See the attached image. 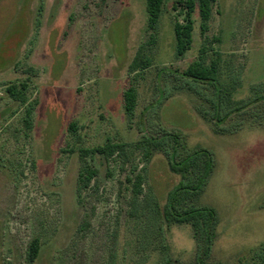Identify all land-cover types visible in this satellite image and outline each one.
<instances>
[{
	"label": "rangeland",
	"instance_id": "obj_1",
	"mask_svg": "<svg viewBox=\"0 0 264 264\" xmlns=\"http://www.w3.org/2000/svg\"><path fill=\"white\" fill-rule=\"evenodd\" d=\"M184 19L172 0L156 30L146 0H0V264H107L114 247L123 264H160L149 205L163 209L181 176L163 150L145 159L133 147L160 128L180 134L181 157L213 155L194 202L217 214L208 263L261 264L253 259L264 245V101L216 127L201 112H212L208 92L179 74L205 45L209 60L222 56L221 82L231 86L224 97L264 96V0H217L205 36L197 11L193 45L178 57L174 24ZM142 45L152 66L135 78L129 66ZM13 85L26 103L10 96ZM131 85L138 102L128 115L123 95ZM107 143L129 147L109 159L83 153ZM175 145L167 142L169 154ZM135 174L145 179L139 219L129 215L127 178ZM162 227L172 264H196L192 227ZM34 239L40 255L31 262Z\"/></svg>",
	"mask_w": 264,
	"mask_h": 264
},
{
	"label": "trees",
	"instance_id": "obj_2",
	"mask_svg": "<svg viewBox=\"0 0 264 264\" xmlns=\"http://www.w3.org/2000/svg\"><path fill=\"white\" fill-rule=\"evenodd\" d=\"M175 10L181 9L185 14V23L176 22L174 24V32L176 36V54L178 57L183 56L189 49H191L194 42V20L193 16L198 11L201 20L200 29L201 34L206 35L209 30V23L212 18L213 6L217 0H172ZM165 0H146V11L148 15V28L156 30L160 17L163 13ZM215 41L217 39L215 38ZM208 48L205 45L200 50L199 57L192 61L188 67L179 74L180 78L186 79L192 88H200L208 92L209 110L201 112L204 116H209L216 127L227 122L232 116H241L240 110L247 108L253 104L264 101V96L258 94L255 99L249 102H234L224 95L230 92L231 86L226 87L222 84V56L220 52L214 53V58L208 59ZM152 66V60L147 55L145 45L139 47L132 63L129 66L130 73H134L138 78L139 75ZM177 79V78H176ZM236 78L234 79V81ZM23 91L26 86H22ZM8 93L17 102L26 103L27 99L22 90L18 89L17 85L9 86ZM261 93V92H260ZM124 106L128 115H132L136 109L138 102V91L134 85H131L123 95ZM261 99V100H260ZM33 109L27 110L28 119L25 121L28 129L32 128L31 116ZM239 114V115H237ZM75 123L70 124V128H75ZM160 136L153 137L148 134L143 140L133 144L136 149L143 151L145 159H150L153 152L163 150L169 161L170 169L173 173L181 176L180 182L168 193L166 204L163 209L159 203L154 200L149 205L152 214L153 223L155 226L154 232L157 233V248L162 252L160 264H172L166 253L165 240L163 237V227L165 225H190L194 232V238L197 242V260L196 264H209L211 246L215 238V229L217 225V214L213 208L197 207L194 205L196 198L204 190L208 178L213 172L214 158L212 153L207 149H199L193 152H187L183 157L179 152L180 148L186 147L180 139V134L170 133L162 128ZM223 132V129L218 130ZM174 140L176 145L171 154L168 150L167 142ZM132 146V145H131ZM129 145L107 143L103 146H98L93 150H85L84 154L101 155L106 159L114 156L125 155ZM171 148V147H170ZM169 148V149H170ZM179 154V155H178ZM180 156V157H179ZM82 157H84L82 155ZM95 171H91L89 177L95 175ZM81 182L83 181V174H80ZM127 183L131 185V199L129 201V215L139 219L144 209L140 200L144 192L143 185L145 183L144 176L135 174L133 177L127 178ZM85 185V184H84ZM81 188H79V191ZM158 218L160 224L156 223ZM150 235V234H149ZM147 235V236H149ZM151 236V235H150ZM149 236V237H150ZM41 242L39 239H34L28 247V258L31 262L38 259L40 255ZM145 248V246H144ZM165 249V250H164ZM260 252L255 254L253 261H259L264 264V245L260 248ZM164 250V251H163ZM124 260V259H123ZM107 264H123L122 258H118V251L114 247L110 259Z\"/></svg>",
	"mask_w": 264,
	"mask_h": 264
}]
</instances>
